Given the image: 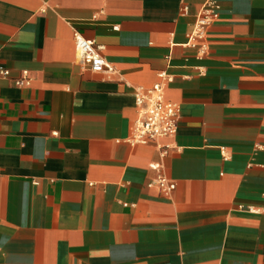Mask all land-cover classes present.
<instances>
[{
	"label": "crops",
	"instance_id": "0c3cea01",
	"mask_svg": "<svg viewBox=\"0 0 264 264\" xmlns=\"http://www.w3.org/2000/svg\"><path fill=\"white\" fill-rule=\"evenodd\" d=\"M0 66V264H264V0H0ZM156 83L177 133L132 144Z\"/></svg>",
	"mask_w": 264,
	"mask_h": 264
},
{
	"label": "built area",
	"instance_id": "2783aa9c",
	"mask_svg": "<svg viewBox=\"0 0 264 264\" xmlns=\"http://www.w3.org/2000/svg\"><path fill=\"white\" fill-rule=\"evenodd\" d=\"M217 18L213 11H202L196 18L193 31L187 36L186 47H202L208 26ZM74 44L81 59V63L94 74L112 73L113 69L101 53V49L92 40H88L78 32L74 33ZM169 57V56H168ZM169 61V59H168ZM0 75L9 76V71L0 66ZM167 80L164 74L159 75ZM28 77L23 76L16 81L18 86L27 85ZM136 118L134 120L132 144H145L148 140L172 138L176 135L180 120L179 107L164 99L161 83L154 84L148 90L140 93L136 98ZM165 154V151H163ZM156 185L163 192L173 191L175 184L166 177L159 176ZM260 208L239 205L237 209L250 214L264 212V195L261 197Z\"/></svg>",
	"mask_w": 264,
	"mask_h": 264
}]
</instances>
